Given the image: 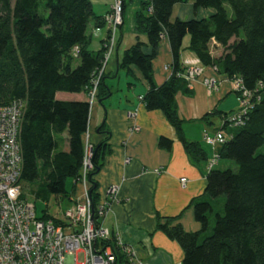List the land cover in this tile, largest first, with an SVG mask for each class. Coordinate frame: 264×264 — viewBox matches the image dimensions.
Returning a JSON list of instances; mask_svg holds the SVG:
<instances>
[{
	"label": "trees",
	"instance_id": "1",
	"mask_svg": "<svg viewBox=\"0 0 264 264\" xmlns=\"http://www.w3.org/2000/svg\"><path fill=\"white\" fill-rule=\"evenodd\" d=\"M184 1L144 0L136 14V29L146 34L151 53L137 40L119 60V68L134 66L141 72L147 86L141 102L148 110L164 113L190 160L196 164L207 161L204 195L192 205L199 229L186 231L175 218H166L157 227L182 248L181 264H264V153L257 152L264 145V0H193L195 8H210L213 14L172 20L174 5ZM92 20L97 28L104 26L103 17L94 14L91 0H0V107L16 100L25 104L20 182L39 179L31 192L44 202L51 195L66 196L68 178L73 180V192L80 178L91 78L101 65L103 44L109 38L105 36L97 51L89 48L87 30ZM163 35L172 53V72L162 84H156L152 60ZM186 36L187 50L202 67L213 68L232 83L239 80L252 97L242 124L232 126L226 120L233 112L223 116L220 132L224 141L212 146L219 145L211 157L217 163L210 169L211 158L208 160L201 144L184 137L175 99L178 92L192 94L187 68L180 61ZM212 41L221 46L220 55L212 54ZM75 46L76 56L72 53ZM104 76L96 93L101 101L111 94ZM58 93H84L86 98L60 99ZM235 94L238 100V92ZM213 114H206L204 120ZM104 128L102 124L99 130ZM64 133L67 151L61 149ZM158 144L170 149L172 141L161 137ZM108 147V138L92 145V169L87 178L94 208L100 199L96 175ZM220 161L227 165L218 167ZM118 259H123L119 251Z\"/></svg>",
	"mask_w": 264,
	"mask_h": 264
},
{
	"label": "crops",
	"instance_id": "2",
	"mask_svg": "<svg viewBox=\"0 0 264 264\" xmlns=\"http://www.w3.org/2000/svg\"><path fill=\"white\" fill-rule=\"evenodd\" d=\"M143 1L124 0L123 23L118 29L104 70V83L111 88V94L91 104L83 142L84 146L86 143L96 145L108 138L109 147L96 175L97 191L100 199L112 185L117 186V191L115 197L109 200L110 207L103 224L123 244L133 246L143 264H181L182 248L157 226L165 222L166 218H175V222L186 231L199 229L192 205L204 195L207 161L193 163L164 113L148 110L141 102L147 90L141 72L134 66L129 70L119 68V60L124 51L137 40L142 42L146 53H151L146 34L136 29V14ZM91 2L94 14L104 19L113 0ZM213 12L210 8H195L193 0H185L174 5L171 19H200L209 17ZM87 33L91 37L89 48L94 51L100 49L107 35L105 25L97 28L92 20ZM188 43L189 36L184 38L180 54L183 66L190 62L198 63L196 56L187 50ZM210 45L212 53L220 55L221 46L214 41ZM171 64L168 38L163 35L152 60L156 84H162L170 77ZM205 77L214 78L215 87H207L203 83ZM191 90L190 95L178 92L175 96L178 115L182 120V132L188 141L201 144L209 160L219 145L213 148L205 143L204 147L201 133L213 135L220 131L223 116L236 111L237 106L239 108L238 100L232 81L208 66H204L202 75L191 82ZM57 96L60 99L86 98L84 93H58ZM230 98L234 100V106H228ZM211 112L214 114L204 120L203 117ZM102 124L105 127L103 132L99 130ZM135 127L138 129L135 130ZM161 137L172 141L170 149L159 146ZM62 138L61 149L67 151V134L64 133ZM226 165V161L217 164L218 167ZM181 178H185V182H180ZM78 186L77 183L72 192L74 196H77ZM81 193L82 190L79 195ZM118 264L127 263L122 260Z\"/></svg>",
	"mask_w": 264,
	"mask_h": 264
},
{
	"label": "built area",
	"instance_id": "3",
	"mask_svg": "<svg viewBox=\"0 0 264 264\" xmlns=\"http://www.w3.org/2000/svg\"><path fill=\"white\" fill-rule=\"evenodd\" d=\"M123 2L113 0L109 12L104 16L108 41L104 45V55L100 67L93 72L90 86V103L96 100L97 86L104 74L116 35L123 22ZM78 47L73 48L76 56ZM197 62L186 66L187 78L191 82L200 77L203 67ZM207 87H215V79L205 77ZM238 92L239 110L227 117L232 126L244 122L243 115L252 105L251 93L244 90L239 80L233 81ZM25 104L21 100L0 107V264H116L118 251L125 256L127 264H143L137 250L123 244L103 224L110 198L115 197L117 186H110L96 208L89 194L90 182L87 178L92 169V145L84 146V157L78 184H82L81 199L76 198L70 208L63 211V218L53 216L41 218L36 214L35 203L23 197L20 182L22 171V150L20 130ZM135 130L138 127L134 128ZM206 144L214 146L224 141L220 131L213 135L204 133ZM217 158L208 162V169L214 167ZM181 178L180 182H185ZM119 248V249H118ZM79 254L82 258H79Z\"/></svg>",
	"mask_w": 264,
	"mask_h": 264
},
{
	"label": "rangeland",
	"instance_id": "4",
	"mask_svg": "<svg viewBox=\"0 0 264 264\" xmlns=\"http://www.w3.org/2000/svg\"><path fill=\"white\" fill-rule=\"evenodd\" d=\"M226 9L228 11V13L231 15L232 11L229 5H226ZM122 12H123V8H122ZM106 28V27H105ZM243 36V34H242ZM188 37V36H186ZM239 104V102H238ZM228 106H234V100L232 98L229 99L228 102ZM238 109V106H237ZM236 109V110H237ZM203 132L201 133V138H202ZM202 145L205 147L206 144L205 142H203L202 139ZM258 153H264V145L261 146L258 150ZM235 165V164H234ZM43 175V174H41ZM40 180L38 179L36 182L34 183H23L22 184V192L24 194V196L29 200L35 203L36 206V214L38 216H41L43 213H47L50 216L56 217V218H63V211L67 210L68 208H70L73 204V201L76 199V197L78 199H81V196L79 195L81 188H82V184H79L78 186V192H76L77 196H74L71 192L72 189V183L73 180L68 178L66 181V188H67V192L68 194L65 195H51L49 200L47 202H44L41 199H36L33 196V192H31V190H35V188H37L38 184H39ZM73 197V198H71ZM79 258H82V255L79 254Z\"/></svg>",
	"mask_w": 264,
	"mask_h": 264
},
{
	"label": "bare ground",
	"instance_id": "5",
	"mask_svg": "<svg viewBox=\"0 0 264 264\" xmlns=\"http://www.w3.org/2000/svg\"><path fill=\"white\" fill-rule=\"evenodd\" d=\"M123 23V22H122ZM213 54V53H212ZM214 55V54H213ZM122 260H124L126 263H127V261H126V258H125V256H123V259ZM118 262H120V260L118 259V261H117V263L116 264H118Z\"/></svg>",
	"mask_w": 264,
	"mask_h": 264
}]
</instances>
